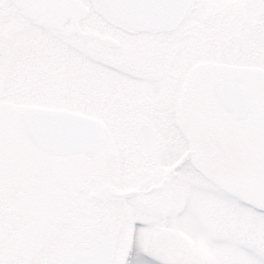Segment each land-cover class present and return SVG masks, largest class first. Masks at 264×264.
Masks as SVG:
<instances>
[{
    "label": "snow or ice",
    "instance_id": "6c2138e0",
    "mask_svg": "<svg viewBox=\"0 0 264 264\" xmlns=\"http://www.w3.org/2000/svg\"><path fill=\"white\" fill-rule=\"evenodd\" d=\"M0 264H264V0H0Z\"/></svg>",
    "mask_w": 264,
    "mask_h": 264
}]
</instances>
